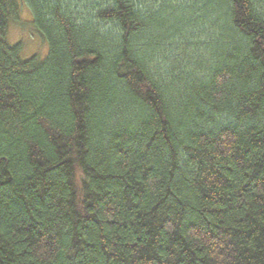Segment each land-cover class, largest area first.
Returning a JSON list of instances; mask_svg holds the SVG:
<instances>
[{
	"label": "trees",
	"instance_id": "1",
	"mask_svg": "<svg viewBox=\"0 0 264 264\" xmlns=\"http://www.w3.org/2000/svg\"><path fill=\"white\" fill-rule=\"evenodd\" d=\"M141 1L0 0V264H264V0Z\"/></svg>",
	"mask_w": 264,
	"mask_h": 264
},
{
	"label": "rangeland",
	"instance_id": "2",
	"mask_svg": "<svg viewBox=\"0 0 264 264\" xmlns=\"http://www.w3.org/2000/svg\"><path fill=\"white\" fill-rule=\"evenodd\" d=\"M20 1H22L20 18L24 25L19 24V21H10L7 40L11 44L15 42L21 43L20 55L23 58H28L33 54H38L43 57L47 53V41L42 38L37 29L32 25L33 14L28 4L24 0ZM179 1L181 2L182 0ZM141 2L144 4L147 3L144 0Z\"/></svg>",
	"mask_w": 264,
	"mask_h": 264
}]
</instances>
